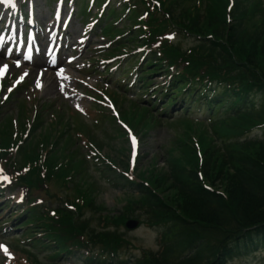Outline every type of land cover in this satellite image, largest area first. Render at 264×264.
Segmentation results:
<instances>
[{"label": "trees", "instance_id": "obj_1", "mask_svg": "<svg viewBox=\"0 0 264 264\" xmlns=\"http://www.w3.org/2000/svg\"><path fill=\"white\" fill-rule=\"evenodd\" d=\"M263 21L250 22L254 32L253 37L258 40L252 44L248 52L253 50L260 60H264ZM257 24L260 26L257 27ZM228 45L236 52L241 50L235 35H233V41H228ZM237 105L240 106L241 103ZM254 117L249 119L264 122V105ZM232 148L236 149L224 150L213 161L211 158L215 155L210 156L204 170L205 178L213 184L228 182L230 192L226 189L220 190L225 198L210 196L203 190L196 189L194 195L184 192V195L178 196L179 203L174 201L169 202L168 207L161 206L163 215L160 214V219L165 218L164 215H170L175 237L180 236L181 226H186L182 221L190 220L192 233L194 235L197 233L212 243L226 242L231 237L238 236L243 229L253 225L259 226L258 229L264 238V141L246 143ZM213 162L218 164L212 167ZM220 176L223 179L219 181ZM182 203L188 206L187 209L190 212L182 210L179 205ZM170 205H174L176 213L171 210L173 207Z\"/></svg>", "mask_w": 264, "mask_h": 264}, {"label": "rangeland", "instance_id": "obj_2", "mask_svg": "<svg viewBox=\"0 0 264 264\" xmlns=\"http://www.w3.org/2000/svg\"><path fill=\"white\" fill-rule=\"evenodd\" d=\"M39 8L46 9L43 7V0L38 1V9ZM37 121H38V117L36 119V122ZM175 130H176V127H172L171 125H162L154 130L149 131L148 134L145 137H143L141 141V148L139 150L140 160L138 158V162H137L138 165H140V167L142 168H147L151 164H154L155 162L156 165L160 167L166 156V150L169 147L170 140L175 136ZM205 130L207 134L210 137H212L213 135L212 130L209 128H205ZM216 142H219V140L217 139ZM107 151L108 150H104V152H107ZM108 152L110 154H106V155H108L110 159L115 160L116 162H119L118 161L119 158L120 160L124 161V158L126 156L125 154L124 156H121L120 153H115L113 151H108ZM220 179H223V178L220 176L219 181ZM215 187L218 190L226 189L227 192H230L228 189L230 188L228 182H225V183L222 182L220 184L218 182L215 185ZM163 190L164 191H161V192L165 193V196L169 200L173 202L175 201V203L180 202L177 200L175 193L171 189L164 186ZM121 198H122V195H120L117 192L111 191V187L109 186L108 189L104 187L99 188L97 190V195L95 196L94 201H95V204L97 203L98 205H101V206L106 205V207L109 210L113 211L112 214H115V213H119L121 211V208L124 206L123 199L121 200ZM179 205H181L182 210L184 209V211H186L187 213L190 212V210L187 209L188 206H185L184 203L179 204ZM92 215H93L92 212H86L85 217L91 218ZM129 237L133 240V243L136 246L144 245L145 243H149L153 241L152 234H149L148 231L143 230V229L129 235Z\"/></svg>", "mask_w": 264, "mask_h": 264}, {"label": "snow or ice", "instance_id": "obj_3", "mask_svg": "<svg viewBox=\"0 0 264 264\" xmlns=\"http://www.w3.org/2000/svg\"><path fill=\"white\" fill-rule=\"evenodd\" d=\"M12 0H0V3H3V4H9L11 3ZM25 59H29V57H25ZM16 64L17 66H19L20 64V61H16ZM7 69V65H4L3 67H0V75L4 74V72L6 71ZM24 75L26 76L27 73L25 72ZM21 79H23V77H21ZM38 88L41 87V84L39 82H37V85H36ZM11 90V89H9ZM132 145H133V149H135V146H136V139L135 137H132ZM0 248H2L6 253H7V249L5 246L3 245H0Z\"/></svg>", "mask_w": 264, "mask_h": 264}]
</instances>
